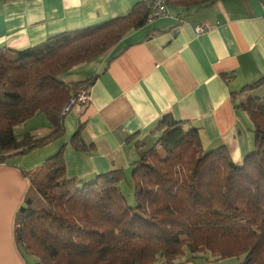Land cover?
<instances>
[{"label": "trees", "instance_id": "obj_1", "mask_svg": "<svg viewBox=\"0 0 264 264\" xmlns=\"http://www.w3.org/2000/svg\"><path fill=\"white\" fill-rule=\"evenodd\" d=\"M217 1L168 4L191 8ZM148 18L143 1L125 16L23 50L0 48V161L63 136L64 107L81 88L89 91L96 77L67 82L62 75L107 53ZM239 106L250 114L254 135V148L241 162L225 146L205 150L198 128L164 114L154 129L160 136L133 163L135 205L124 194L123 169L88 181L69 177L62 147L31 176L18 215L16 241L36 259L31 264H176L181 258L232 257L264 264V97L248 94ZM39 114L47 116L51 131L20 137L16 128ZM84 125L69 143L79 150L87 148Z\"/></svg>", "mask_w": 264, "mask_h": 264}, {"label": "crops", "instance_id": "obj_2", "mask_svg": "<svg viewBox=\"0 0 264 264\" xmlns=\"http://www.w3.org/2000/svg\"><path fill=\"white\" fill-rule=\"evenodd\" d=\"M143 1L0 0V48L23 50L65 31L125 16ZM170 13L65 72L67 82L96 77L89 88L90 102L66 113L63 136L0 161V264L36 261L16 241L17 219L31 176L62 147L69 177L88 181L123 169L121 184L131 179L133 163L160 136L154 129L166 113L198 128L205 150L225 146L232 159L241 162L254 148L253 122L239 103L248 94L264 97V0L170 6ZM199 24L210 29L197 34ZM80 123H85V150L69 144ZM21 127L16 128L20 137L39 138L51 131L45 114L30 119L18 133ZM220 262L181 259L176 264Z\"/></svg>", "mask_w": 264, "mask_h": 264}, {"label": "built area", "instance_id": "obj_3", "mask_svg": "<svg viewBox=\"0 0 264 264\" xmlns=\"http://www.w3.org/2000/svg\"><path fill=\"white\" fill-rule=\"evenodd\" d=\"M146 6L149 9V22L154 21L157 18L170 15V6L168 0H146ZM176 19L181 23L184 21L181 14L176 16ZM210 28L208 25L199 24L195 27L196 33L201 34L208 31ZM90 102V93L88 89L81 88L71 101L64 107V113H67L72 108L73 104L87 105Z\"/></svg>", "mask_w": 264, "mask_h": 264}, {"label": "rangeland", "instance_id": "obj_4", "mask_svg": "<svg viewBox=\"0 0 264 264\" xmlns=\"http://www.w3.org/2000/svg\"><path fill=\"white\" fill-rule=\"evenodd\" d=\"M21 131H24V125H22L21 128H18V133ZM124 183L125 184H123V191L127 198V201L130 205H135L136 203L135 197H134L135 186L131 179H128V181H125ZM181 259H184V258H181ZM220 261L221 262L219 264H241L243 262V258L242 257L240 258L232 257V258L220 259ZM158 264H160V262Z\"/></svg>", "mask_w": 264, "mask_h": 264}]
</instances>
